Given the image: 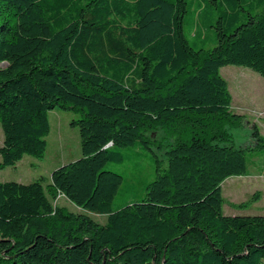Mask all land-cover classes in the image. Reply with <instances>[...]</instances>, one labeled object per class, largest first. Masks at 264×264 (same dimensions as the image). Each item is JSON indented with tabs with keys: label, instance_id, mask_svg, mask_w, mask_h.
<instances>
[{
	"label": "trees",
	"instance_id": "obj_1",
	"mask_svg": "<svg viewBox=\"0 0 264 264\" xmlns=\"http://www.w3.org/2000/svg\"><path fill=\"white\" fill-rule=\"evenodd\" d=\"M193 2L0 0V169L45 156L55 108L79 114L82 149L47 184L0 182V264H264V215L223 213L222 183L249 171L220 72L264 77V0H203L218 14L211 49L186 36ZM153 144L167 167L156 158L145 195L115 205L124 176L107 164Z\"/></svg>",
	"mask_w": 264,
	"mask_h": 264
},
{
	"label": "rangeland",
	"instance_id": "obj_2",
	"mask_svg": "<svg viewBox=\"0 0 264 264\" xmlns=\"http://www.w3.org/2000/svg\"><path fill=\"white\" fill-rule=\"evenodd\" d=\"M203 10V13H201ZM207 10V11H206ZM199 13L201 16L199 17ZM217 11L205 7L203 0H194L186 18L185 33L192 46L211 49L215 46V27ZM221 75L228 82L232 95L231 108L234 112L245 115L240 127H229L234 135L236 146L246 148L248 158V175L231 176L222 183L224 197L223 213L225 215H264V155L250 150L253 146V127L256 126L264 135V77L245 66L227 65L221 68ZM79 114L55 108L49 112L51 130L47 140V151L43 158L25 155L15 166L0 169V182L16 181L30 183L44 179V184L51 181L52 172L82 156L81 138L78 126L72 121ZM162 133H159V138ZM3 131L0 126V147L3 144ZM125 155L122 162H110L106 168L124 176L123 190L117 195L114 204L125 203L142 198L146 185L156 176L155 159L160 160L161 169L167 167L165 151L152 145V151L138 145L121 148ZM1 159V155H0ZM55 206H65L73 212L87 213L99 223H106L107 216L88 212L64 195L58 194L52 199ZM246 202V208L236 207Z\"/></svg>",
	"mask_w": 264,
	"mask_h": 264
}]
</instances>
